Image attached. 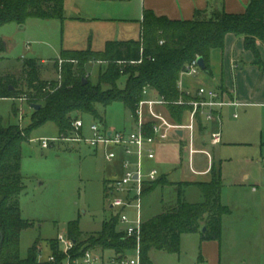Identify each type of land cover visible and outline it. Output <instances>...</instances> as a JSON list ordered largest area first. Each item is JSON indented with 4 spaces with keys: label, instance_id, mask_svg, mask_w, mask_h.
<instances>
[{
    "label": "trees",
    "instance_id": "1",
    "mask_svg": "<svg viewBox=\"0 0 264 264\" xmlns=\"http://www.w3.org/2000/svg\"><path fill=\"white\" fill-rule=\"evenodd\" d=\"M207 13L208 10H197L190 20H173L145 10L140 40L109 41L103 51L63 49L54 64L58 79H43L42 63L37 58L23 59L21 88L14 76L0 77V98L17 99L25 95L31 106H40L33 108L32 124L25 129L19 125L3 126L0 118V264H63L66 258L58 239L50 241L53 260H40L37 243L28 257L20 255L21 233L30 226L20 207L25 189L22 146L32 129L54 122L60 137L74 135L73 123L80 114L101 119L98 105L106 108L115 101L122 102L129 114L134 115L145 87L170 102L181 97L187 99L188 95L179 87L182 71L195 58L202 57L207 66L204 71L209 72L211 52L224 48L228 34L244 37L245 48L255 54V63L264 71L257 48V40L264 41V0H250L243 13H228L222 7L210 15ZM31 18L64 21V0H0V28L11 23L24 25ZM5 51L6 44L0 37V61ZM60 60H63L61 67ZM92 62L100 63L95 81L85 68ZM123 77L126 83L121 87ZM188 108L171 103L168 112L172 120L182 122ZM162 181L148 183L144 194L167 183ZM194 184L202 192V201L189 203L180 189L176 206L164 208L143 221L140 257L144 264L150 263L152 250L179 253L183 234L201 233L207 240L221 238L222 217L230 211L221 201L225 186L221 162L213 164L209 181ZM69 236L75 245L73 257L93 249L122 259L137 247L136 238L126 236L117 215L105 221L102 229L90 234L84 243L77 245L82 237L77 222L70 223Z\"/></svg>",
    "mask_w": 264,
    "mask_h": 264
},
{
    "label": "rangeland",
    "instance_id": "2",
    "mask_svg": "<svg viewBox=\"0 0 264 264\" xmlns=\"http://www.w3.org/2000/svg\"><path fill=\"white\" fill-rule=\"evenodd\" d=\"M136 2V0H64V15L69 18L67 22L31 18L24 25L11 23L1 27L0 36L11 43V47L5 51L4 59L0 61V77L14 76L21 88L24 58L45 59L47 62L42 66L51 68L60 57L63 46L80 43L78 41L80 33L77 34L75 28L77 23L70 18L99 17L110 9L123 10L130 3ZM219 8L221 9L219 5L212 6L207 14L210 15ZM98 64L92 62L85 65L93 81L98 78ZM43 72L49 81L54 76L60 78L58 72L46 74ZM125 83L126 77H123L119 84L123 87ZM97 109L101 119L89 114L83 116L80 114L78 117L84 123L82 142L60 139L58 126L54 122H47L32 129L29 139L23 143L21 174L25 189L20 196V207L22 217L30 226L21 233L22 258L28 257L30 249L37 243L41 249L40 260H50L52 257L50 241L56 240L59 234H63L67 240H72L69 236L71 222H77L82 233L78 245L84 243L90 234L100 231L103 223L119 212L110 206L105 193V181L115 177V173L117 176L122 175V162L120 159L108 162L102 147L95 151L85 140L91 137L90 127L93 124L104 123L115 130L131 129L130 114L120 101H115L106 108L98 105ZM33 112L34 109L28 101L0 98V118L3 126L19 125L24 129L28 128L32 124ZM223 114L221 128L224 142L217 147V151L223 161L222 177L225 183L223 191L229 196L235 192L233 184L240 181L245 173L250 172L253 181L263 180L264 110L249 108V113L246 114L241 109L237 120L231 118L228 109H225ZM42 139L49 140L48 148L42 147ZM184 171L183 167H178L170 175V180L180 181L184 177ZM179 184L173 185L169 181L151 193L147 201L150 202V212H160L162 202L166 206L176 204L180 189L188 201L197 200L199 191L186 187L191 182ZM60 249L63 252V244H60ZM99 251L109 255L106 251ZM136 256V250L129 252L130 258Z\"/></svg>",
    "mask_w": 264,
    "mask_h": 264
},
{
    "label": "crops",
    "instance_id": "3",
    "mask_svg": "<svg viewBox=\"0 0 264 264\" xmlns=\"http://www.w3.org/2000/svg\"><path fill=\"white\" fill-rule=\"evenodd\" d=\"M136 1L135 4L130 3L123 10L110 9L99 17L70 18L77 23L75 28L77 34L80 33L78 38L80 43L66 44L65 47H62V50H86L91 48L94 51H103L109 41H138L142 38V20L145 10H153L157 15L167 16L173 20H190L197 10H208L216 5H219L228 13H243L250 0ZM67 19L69 18L66 17V22ZM65 31L67 30L65 29ZM2 39L6 43V51L9 50L11 43L9 44L4 38ZM257 48L260 59L264 64V41L257 40ZM39 60L42 64L47 62L45 59ZM255 61V54L245 48L244 37L228 34L224 48L214 49L211 52L210 71L202 70L196 76L182 75L180 89L183 92L195 94L199 87L213 88L222 92L226 100L236 102V105H227L223 108L221 124L225 109L229 110L230 116L234 120L239 119L241 109L246 114L249 113V108L264 110V71L260 69ZM98 65L100 69V63ZM43 71H45V74L47 72H57L54 66L51 68L42 66L41 75L45 80L48 79ZM55 79L57 78L54 76L51 80ZM130 121L132 124L131 129H133L134 121L131 116ZM218 127L219 123H213L207 124L204 130L201 129V138L204 143L202 146L211 150L213 164L221 162V165H223L217 151V147L224 142L223 133L220 144L215 146L207 144L211 131L216 130ZM131 129L124 128L122 130ZM262 144L264 145V141ZM95 151L98 150L95 149ZM118 159L121 160V156ZM146 166L157 167L160 172L159 180H163L162 182L167 181V183L159 184L154 190L145 194L143 220H148L161 213L164 208L176 206L178 203V199L176 204L170 206H166L162 202L160 212H150V202H147L149 201V195L154 193L160 186L168 184L169 181L173 185L191 182L186 187L197 189L199 196L197 195L196 201H188L187 198L186 200L189 203H197L202 201L203 197L201 190L194 183L211 179V170H208L209 165L206 156L203 154L196 155L195 166L199 173L194 174L188 168L182 144L174 135L168 142L158 147L155 160H146ZM180 166L185 170L184 177L180 181H171L170 175ZM261 184L262 182L253 181L251 173L248 172L242 175L240 181L233 184L235 187L234 194L226 196L223 191L224 188L222 189L221 201L230 211L222 217V234L219 240L204 239L201 233L183 234L179 253L152 250L149 254L150 263L148 264H264V194H261L264 191L261 189Z\"/></svg>",
    "mask_w": 264,
    "mask_h": 264
},
{
    "label": "built area",
    "instance_id": "4",
    "mask_svg": "<svg viewBox=\"0 0 264 264\" xmlns=\"http://www.w3.org/2000/svg\"><path fill=\"white\" fill-rule=\"evenodd\" d=\"M62 64L63 60H60V67ZM200 72L202 69L197 57L186 66L181 76H196ZM186 94L187 99L181 97L176 102H170L145 87L143 98L138 102L135 114L130 115L134 121L133 129L115 130L104 123L93 124L90 127L91 137L85 140L87 144L97 150L102 147L108 162H114L121 156L122 175H116L108 180L105 193L111 208L119 210L116 215L126 236L136 238L137 256L116 259L114 256L104 255L101 251L89 249L82 255L73 257L74 242L67 240L63 234H59L57 239L64 245L63 252L66 255L63 264H144L140 257L144 190L148 183L157 181L160 176L157 167L146 166V160H155L158 147L168 142L174 135L183 146L190 171L194 174L199 173L195 166V157L198 154L206 156L208 170H211L213 155L208 147L202 146L204 143L201 138V129L207 124L219 123V127L211 131L207 144L212 146L220 144L222 142L221 112L225 106L237 104L226 100L219 90L204 86L199 87L195 94L190 92ZM17 99L28 100L25 95ZM171 103L189 107L182 122L171 119L168 112V106ZM73 126L76 135L60 137V139L69 142L84 141L81 136L84 128L83 120H75ZM179 132L182 134L180 135ZM41 143L43 148H48L50 145L47 139H42ZM261 189L264 191V176ZM50 260H53V257Z\"/></svg>",
    "mask_w": 264,
    "mask_h": 264
},
{
    "label": "water",
    "instance_id": "5",
    "mask_svg": "<svg viewBox=\"0 0 264 264\" xmlns=\"http://www.w3.org/2000/svg\"><path fill=\"white\" fill-rule=\"evenodd\" d=\"M5 44H6V43H5ZM198 64H199V66L201 67V69H202L203 71L206 70L207 66H206L205 60H204L202 57L198 58ZM83 82H84V83H87V79L84 78V79H83ZM11 88H12V87H11ZM32 108L39 109L40 106H39V105H37V106H36V105H33ZM179 134L181 135L182 132H179ZM206 231H207V227H204V228L202 229V232L205 233Z\"/></svg>",
    "mask_w": 264,
    "mask_h": 264
}]
</instances>
